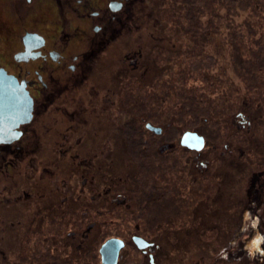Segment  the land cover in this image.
Here are the masks:
<instances>
[{
	"label": "flooded vegetation",
	"instance_id": "af4514ba",
	"mask_svg": "<svg viewBox=\"0 0 264 264\" xmlns=\"http://www.w3.org/2000/svg\"><path fill=\"white\" fill-rule=\"evenodd\" d=\"M142 2H0V15L6 9L15 21L22 15L24 28L29 21L28 25L38 27L41 20L45 27H39L40 34L29 28L23 36L19 32L6 55L0 38V69L14 76L32 99L30 120L0 135V264H104L101 248L111 239L123 242L116 264H174V250L175 264H264V119H252L244 112L235 117L238 130L248 133L225 143L219 160L236 170L235 181L242 188L229 193L232 178L228 181L224 172L223 196H229L219 207H205L198 215L187 198L172 201L175 168L167 182L161 168L144 171L142 159L136 156L143 154L138 147L149 136L147 142L156 155L175 149V138L161 137L165 126L159 109L143 103L130 76V84L125 82L130 70L142 81L148 78L154 55L148 58L143 46L116 53L117 41L119 45L124 40L118 37L119 29L130 28L134 7ZM27 33L32 36L25 39ZM116 76L125 78L119 89ZM116 122L121 135L115 136ZM149 124L161 128L160 133ZM203 150L189 149L195 166L188 174L194 169L193 175L208 179L191 182L187 195L202 190L208 195L206 191L213 188L209 179H224L208 175L217 145L209 149L210 157H203ZM127 155L134 162L124 158L126 165L117 166V158ZM249 164L244 199L242 174ZM171 204L172 213L163 216L160 212L168 211ZM205 211L209 219L217 218L210 221L211 233L200 229ZM196 215L198 223H194ZM197 233L209 238L199 243L203 252L198 258ZM183 236L190 249L192 245L189 258L180 256L176 246ZM136 238L142 239V246ZM211 252H216L213 258Z\"/></svg>",
	"mask_w": 264,
	"mask_h": 264
},
{
	"label": "rangeland",
	"instance_id": "374dc122",
	"mask_svg": "<svg viewBox=\"0 0 264 264\" xmlns=\"http://www.w3.org/2000/svg\"><path fill=\"white\" fill-rule=\"evenodd\" d=\"M75 8L74 11H78L77 7ZM134 11L135 20L130 24V28L119 29L118 37L124 40L119 45L117 41L116 53L122 55L132 49L137 51L143 46V53L149 55L148 58L152 54L154 58L148 78L142 81L137 73L130 70L129 75L126 74L125 82L128 85L131 82V86L142 94L143 103L145 101L149 106L154 104L161 112V123L165 126L161 137L175 138L173 151L156 155L152 145L148 143L150 136L147 139L144 137L148 142L138 147L142 149L143 154L141 157L138 154L136 156L142 159L144 171L149 170L151 166L161 168L167 182L172 178L171 171L175 168L173 202L179 203L187 198L186 203H194L191 209L193 214L197 215L202 213L205 207L213 210L229 196H223V189L226 187L224 172L228 174V181L232 178L227 184L230 185L227 187L229 193L234 194V190L241 187V184L238 182L236 184L235 181L236 170L225 164L221 165L219 160L221 159L219 152L223 150L225 143H231L236 137L248 133L238 130L234 123L235 117L244 112L252 119L257 117L264 119V0H143L139 7L136 4ZM54 15L51 9L50 20L55 18ZM48 16L47 14L44 18ZM18 18L20 21L23 20L21 14H18ZM40 18L38 15V19ZM20 21H15L6 9L0 15V38L5 55L13 43L12 40L16 35L23 36L28 30L26 28L37 33L40 32L39 27L45 28L42 27L44 25L42 20L37 21L38 27H31L35 24L28 25L29 21L26 28ZM21 46L18 43V49ZM124 79L116 76L117 89L122 86ZM134 96L136 95L132 93V107L136 101ZM168 123L170 126L166 129ZM113 128L117 129L113 131L115 136L121 135L117 122ZM188 130L198 131L206 137L207 146L203 148V157L211 156L208 151L213 145H217L218 148L215 153L212 152L214 166L208 175L209 178L211 174H215L224 179L221 181L216 176L211 177L209 182L213 188L206 191L208 195L204 190L199 195L196 193L187 195L191 182H204L208 179L207 177L200 179L198 175H193L194 169L188 174L189 168L195 166L193 152L180 144L183 133ZM260 133L263 134L262 130ZM137 139L140 141V138ZM124 158L131 159V162L135 160L129 155L123 158L119 156L116 165H126ZM250 166L249 164L243 168L244 199L245 182L249 171L252 170ZM168 192L170 195L171 190ZM172 206L173 204L168 211L163 209L160 213L163 216L172 213ZM197 215L194 223L198 221ZM209 216L208 211H205V220L203 219V225L200 227L207 233H211L210 221L217 220L213 216L209 219ZM183 222L188 224L187 221ZM186 238L181 237V242L176 246L179 247L180 256L189 258L193 249L192 245L191 249L189 248ZM204 239L209 240L206 236L196 237L198 245L193 246L196 258L203 252V249L199 251L201 249L199 243H203ZM5 246L9 248L10 241L5 243ZM215 253L211 252L209 255L213 258ZM9 255L13 256V252ZM172 259L175 264V250ZM10 260L12 261V258Z\"/></svg>",
	"mask_w": 264,
	"mask_h": 264
},
{
	"label": "water",
	"instance_id": "95a60500",
	"mask_svg": "<svg viewBox=\"0 0 264 264\" xmlns=\"http://www.w3.org/2000/svg\"><path fill=\"white\" fill-rule=\"evenodd\" d=\"M32 35L27 33L25 39ZM32 99L29 92L19 84L14 76L8 75L0 69V135L11 133L20 124L31 118ZM160 133L161 128L148 125ZM181 144L195 151H201L205 146V138L197 131H185L181 137ZM141 245V238H136ZM123 242L119 239L108 240L101 248L104 264H116L117 256Z\"/></svg>",
	"mask_w": 264,
	"mask_h": 264
}]
</instances>
